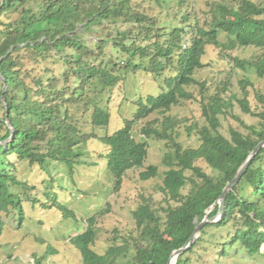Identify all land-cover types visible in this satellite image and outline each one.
Returning <instances> with one entry per match:
<instances>
[{
  "label": "trees",
  "instance_id": "trees-1",
  "mask_svg": "<svg viewBox=\"0 0 264 264\" xmlns=\"http://www.w3.org/2000/svg\"><path fill=\"white\" fill-rule=\"evenodd\" d=\"M28 3L29 0H0V101L4 109V117L0 119V233L4 230L3 213L15 210L20 221L24 219L23 197L14 188L27 187V184L15 172L17 167L10 155L44 169L55 161L66 163L73 170L76 164L83 162V148L94 139L108 147L105 164L114 177V189L119 190L128 169L144 166L148 157V139L156 137L167 141V146L173 149L167 151L164 157L168 169L162 191L168 205L157 210L149 201H144L133 211L138 230L134 240L136 252L124 264H168L173 251L187 243L206 213L210 211L208 217L217 215L220 203L216 202L225 186L234 179L259 142L264 141V106L259 111L251 108L249 85L253 83L246 78L241 80L243 97L238 102L243 111L260 119L258 125H249L238 119L249 133L232 129L231 138H227L221 132L219 114L228 113L233 107V101L222 95L213 97L212 101L202 106L207 123L199 129L200 143L197 146L185 147L177 141L173 129L179 121L169 115L162 120L161 128L154 125L155 121L144 126L142 140L133 135V125L155 111L168 112L182 99H193L186 86L199 82L195 73L204 67L203 56L209 45L226 52L237 46L259 48L262 56L256 63L250 61V64L256 68L259 77H264V4L253 0H237L234 6L219 3L215 11L209 10L212 17L209 23L200 24L197 20L195 25H157L161 30L158 34L153 33L158 28L151 23L152 17L135 15L131 20L139 23L136 27L139 31L137 34L129 31L133 33V41L129 46L123 41L118 42L123 50L131 54V58L126 59L125 68L138 67L137 55L141 51V59L151 54L153 61L157 62L158 66L151 70L170 69L169 63L177 59L176 72L166 78V91L136 102L138 108L134 119L127 120L125 126L114 133L101 136L98 129L109 125L110 111L94 105L88 123L94 128L93 132H88L78 121L72 120L70 102L87 99L86 92L92 87V82L103 84L101 92L105 87L115 86L119 82L116 74L118 63L112 68L91 63L88 58H97L100 52L89 49L88 43L81 37L79 25L89 29L94 24L119 18L124 12V3L101 0L98 5L84 3L81 6L77 0H47L39 12L28 7ZM13 11H18L17 18L9 17ZM188 18L186 15L183 22L188 23ZM221 32L227 34L228 42L219 39ZM106 40L99 43L101 47L104 43L108 44ZM141 42L143 46L137 47V43L141 45ZM67 44L74 52L71 57L64 58L67 61L63 62L68 66L64 75L66 81L74 77L78 82L70 95L65 94L55 78L44 79L46 82L39 79L38 86H33L29 75L23 76L26 59L37 61L38 58L63 56ZM151 48L153 53H150ZM175 52L177 55L172 60ZM60 58L63 60V57ZM111 61L115 59L111 57ZM5 84L7 106L2 99ZM257 93L264 102V95L259 91ZM199 159L207 162L220 175L215 177L206 172L197 164ZM186 171H192L194 177L189 178ZM157 173L158 167L150 164L139 175L142 180H147L157 176ZM189 179L191 186L184 193ZM31 200L35 199L31 197ZM49 208H56L65 217L75 216L73 210L54 197ZM229 224L234 230L229 244L239 243L249 256H264L261 250L264 244V146L228 192L223 217L219 221L205 223L193 245L178 256L175 264H192L189 254L204 240L207 228ZM97 234L96 216L93 215L84 230L70 238L71 244L82 255V264H122L119 257L129 247L110 246L106 252L100 253L93 247ZM146 236L148 241L143 243L140 238ZM223 253L228 254L226 247Z\"/></svg>",
  "mask_w": 264,
  "mask_h": 264
},
{
  "label": "rangeland",
  "instance_id": "rangeland-1",
  "mask_svg": "<svg viewBox=\"0 0 264 264\" xmlns=\"http://www.w3.org/2000/svg\"><path fill=\"white\" fill-rule=\"evenodd\" d=\"M46 1L29 0L27 6L39 12L41 5ZM118 1L123 2L125 8L121 17L106 23L94 24L89 29L83 24L79 25L81 37L86 40L89 49L95 53L100 52L97 58L94 56L88 58L91 63L106 65L109 68L118 63L116 74L119 82L115 86L105 87L101 92L103 84H98V81L92 82V87L86 92L87 99L76 103L70 102L69 115L88 132H93L94 128L88 124L94 105H100L110 111L109 125L98 129L101 136L114 133L125 126L127 120L134 119L138 108L136 102L166 91V78H169V75L174 76L176 72L177 59L169 63L170 69L151 70L155 65L158 66L157 62L153 61L154 57L151 54L141 59V51L137 55L138 67L125 68L126 59L131 58V54L123 50L118 42L123 41L129 46L133 41V33L137 34L139 31L136 28L139 23L131 20L135 15L152 17L157 21L150 19L156 27L170 24L195 25L198 21L205 24L212 18L209 10L215 11L219 3L234 6L237 2V0H113V3L118 4ZM253 1L264 4V0ZM77 2L81 6L84 3L89 6L100 4L101 0ZM183 14L185 15L182 16ZM186 15L189 16L188 23L183 22ZM9 17L17 18L18 11L11 12ZM130 30L133 33H129ZM153 33H161V30L158 28ZM103 39H107L108 44L104 43L101 47L99 43ZM219 39L229 41L224 32L220 33ZM139 46H143L142 42L141 45L137 43V47ZM65 49L62 52L63 56L38 58L37 61L26 59L22 70L23 76L26 77L28 74L33 86H38L39 79L55 78L59 87L65 90V94L70 95L71 89L75 88L78 82L74 77L66 81L64 72L68 66L63 61H67L64 58L71 57L74 50L68 44ZM152 50L151 48L150 53H153ZM261 52L254 46H237L227 52L220 47L207 46L206 54L203 56L204 67L195 73V78L199 82L186 86V89L192 92L193 99H182L179 105L173 106L166 113L155 111L137 121L133 125V135L138 140L144 139L142 131L144 126L155 121L154 125L161 128L162 120L169 115L179 121L173 129L177 141L185 147L197 146L200 143L199 129L207 123L202 106L217 95L233 101V107L228 113L219 114L221 132L227 138H231L232 129L249 133L238 119L249 125H258L260 119L243 111L238 99L243 97L241 80L248 78L253 83L249 85L251 108L259 111L264 106L257 93L259 91L264 95V77H259L256 68L250 64V61L257 62L262 56ZM176 55L177 52L172 56V60ZM60 57H63V60ZM111 57L115 61L112 62ZM124 59L125 61L120 63ZM158 64L161 65L162 62ZM3 117L4 109L0 101V119ZM148 142V157L144 166L128 169L119 190L114 189V177L105 164L108 147L94 139L83 148L84 154L81 157L83 162L76 164L73 170L66 163L55 161L50 162L44 169L39 165L32 166L25 160H18L16 155H10L11 161L17 167L15 172L27 184V187L14 188L21 192L25 211L22 221L15 210L9 214H2L4 230L0 233V264H82V255L71 244L70 238L83 231L88 219L93 215L96 216L98 231L93 247L100 253L106 252L110 246L129 247L119 257V262L124 264L133 258L136 252L134 240L138 236L133 211L144 201H149L157 210L168 205L162 191L165 171L168 169L164 157L167 151L173 149L167 146V141L156 137H151ZM150 164L158 167L157 176L142 180L139 173ZM197 164L212 176L220 175L203 159H199ZM186 174L189 178L194 177L192 171H186ZM190 186L189 179L183 192L186 193ZM31 197L36 201L31 200ZM53 197L73 210L75 216L65 217L56 208H49ZM159 214L164 215L162 212ZM221 218V215H217L214 221ZM207 229L204 240L189 254L192 264H264V256L260 254L249 256L239 243L229 244L234 236L231 224ZM140 240L147 243L148 237H141ZM224 247L228 249V254L223 253ZM261 250L264 251V244Z\"/></svg>",
  "mask_w": 264,
  "mask_h": 264
},
{
  "label": "water",
  "instance_id": "water-1",
  "mask_svg": "<svg viewBox=\"0 0 264 264\" xmlns=\"http://www.w3.org/2000/svg\"><path fill=\"white\" fill-rule=\"evenodd\" d=\"M5 1V0H3ZM0 77L2 78L1 72H0ZM7 89V84H5V87L3 89V94H2V99L4 104L7 106L6 104V100H5V91ZM11 128L13 129L11 123H10ZM264 146V141L259 142V144L256 146V148L254 149V151L251 153V155L248 157V159L245 161V163L241 166V168L239 169L238 173L236 174V176L234 177V179L228 183L224 190L223 193L220 197V199L216 202V203H220V209L219 212L217 213V215H221L223 217L224 211H225V200H226V196L228 194V192L233 188V186L239 181V179L241 178V176L243 175V173L245 172V170L247 169L248 165L250 164V162L252 161V159L254 158V156L258 153V151ZM210 211H208L205 215V218L203 219V221L197 225L195 231L193 232L192 236L190 237V239L187 241V243L179 248L176 249L175 251H173L170 259H169V263L168 264H175L177 262L178 256L183 253L184 251H186L189 247H191L193 245V243L195 242V240L197 239V237L200 235L201 229L203 227V225L207 222H213L215 220V216L213 217H208V213ZM172 259H174V263H172Z\"/></svg>",
  "mask_w": 264,
  "mask_h": 264
},
{
  "label": "bare ground",
  "instance_id": "bare-ground-1",
  "mask_svg": "<svg viewBox=\"0 0 264 264\" xmlns=\"http://www.w3.org/2000/svg\"><path fill=\"white\" fill-rule=\"evenodd\" d=\"M174 261H175V260H174V259H172V263H174Z\"/></svg>",
  "mask_w": 264,
  "mask_h": 264
}]
</instances>
